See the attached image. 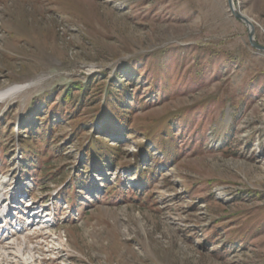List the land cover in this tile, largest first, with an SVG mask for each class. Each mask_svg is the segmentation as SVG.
I'll return each mask as SVG.
<instances>
[{"label":"rangeland","instance_id":"obj_1","mask_svg":"<svg viewBox=\"0 0 264 264\" xmlns=\"http://www.w3.org/2000/svg\"><path fill=\"white\" fill-rule=\"evenodd\" d=\"M263 48L264 0H0V89L24 85L0 100V245L25 247L0 264H264ZM26 117L54 126L31 164Z\"/></svg>","mask_w":264,"mask_h":264},{"label":"trees","instance_id":"obj_2","mask_svg":"<svg viewBox=\"0 0 264 264\" xmlns=\"http://www.w3.org/2000/svg\"><path fill=\"white\" fill-rule=\"evenodd\" d=\"M111 87H113V84H110V88ZM120 87H118V86L114 87L112 91H109V96L107 99L110 104L114 105L115 109H118L120 107V104H123V102H125V99L120 97L125 92V90L123 88H120ZM72 90H79L80 95L78 97V100L81 101L85 96V90H87V86H82L79 84L73 85ZM63 95L64 96L62 97V99L67 100L68 98L71 97V92L65 93ZM124 108H126V107H123L122 110H124ZM112 112H114V111H112ZM48 115H51V114L49 113ZM49 119L50 118L48 117L49 122L47 123V126L45 128H37L35 126L32 128L31 124L28 121V117L25 118V120H24L25 122H23L24 124L21 125L22 130H26L32 135V137H29L30 139L27 138L24 140V150H25L24 156L26 157V155L29 156V154H30V157H29L30 160H28V161L26 160L30 164L38 159L40 153L46 154L47 147L44 143L48 140V138L43 137L42 134L45 131L47 133L49 131H50V133H52L54 131V126L51 122L52 120H49ZM112 119H113L112 122L117 120V114L116 113L114 114ZM124 119H126V118H124ZM34 120H37V118H34ZM119 120H120V118H119ZM124 121L125 120L119 121V123L117 125H119L120 127H123ZM34 124L35 123L33 122V125ZM109 129H113L114 132H115L114 129H116L110 125V120L101 122L97 126V129H96L94 136L91 137V139L89 140V143L86 146L85 156L92 161L93 168L96 170L103 168V167H112V166L116 165L120 160L121 155H120L119 147L109 145L108 143H103L102 139L98 136L99 134H109V133H105V132H108ZM102 132H104V133H102ZM47 133H44V136H46ZM36 134H38V136H36ZM143 151L146 152V149L143 148ZM146 157H147V155H146ZM46 160L47 159L45 158L44 161H46ZM41 162L43 165L47 164V163L45 164V162H43V159H41ZM144 162H146V161L142 160V163H144ZM151 162H153V161H150V163ZM142 163H141V161H138L136 159L133 163H126V162L121 163V166H125V167H122V169L125 168L124 170H128L129 172H132V174H134L135 176L139 177L142 184H145V185H143V187L147 188L146 186H150L153 179L158 174V170H157L156 161L153 163L154 165H149L150 166L149 169L143 168ZM82 174H83V171H81V170L76 171L74 177L71 179V183L70 182L69 183L71 185H74L75 182H77V181H83L84 182V179L82 178ZM112 189H113V187H112ZM136 194H138V193H136Z\"/></svg>","mask_w":264,"mask_h":264},{"label":"bare ground","instance_id":"obj_3","mask_svg":"<svg viewBox=\"0 0 264 264\" xmlns=\"http://www.w3.org/2000/svg\"><path fill=\"white\" fill-rule=\"evenodd\" d=\"M23 87H24V85H22V84H15L9 88L7 87L5 89H0V100H6V99L10 98L12 95H14L16 92L21 90ZM0 208H1V206H0ZM2 211H6V209L4 208V210H2ZM0 212H1V210H0ZM13 213H15V212H13ZM36 217H38V212L35 214L34 218H36ZM47 220L48 219H45L44 222ZM0 222H1V220H0ZM8 233H10V232H8ZM2 234L3 233H0V237ZM24 249H25V247L23 245H19V246L16 245L15 247L10 248V249H5L3 246L0 245V256L2 257V259L9 257V255H12L16 258L21 259V255H22ZM30 252H31V250L29 251V253Z\"/></svg>","mask_w":264,"mask_h":264},{"label":"water","instance_id":"obj_4","mask_svg":"<svg viewBox=\"0 0 264 264\" xmlns=\"http://www.w3.org/2000/svg\"><path fill=\"white\" fill-rule=\"evenodd\" d=\"M229 2H230V4H231V0H229ZM245 20H246V19H245ZM246 22H247L248 25H249V38H250L251 45H253L254 47H257V48H262L261 46H259L257 43H255V42L253 41V30H252V27H251V25H250V23H249L248 20H246ZM263 49H264V48H263Z\"/></svg>","mask_w":264,"mask_h":264}]
</instances>
